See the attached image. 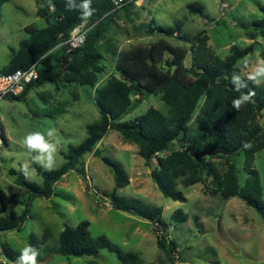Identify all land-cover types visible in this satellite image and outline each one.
<instances>
[{
	"label": "rangeland",
	"instance_id": "374dc122",
	"mask_svg": "<svg viewBox=\"0 0 264 264\" xmlns=\"http://www.w3.org/2000/svg\"><path fill=\"white\" fill-rule=\"evenodd\" d=\"M39 1L42 0H7L0 7V75L13 58L11 49L18 50L19 44L29 37L26 26L46 27L45 20L37 15ZM193 4L201 5L203 13L191 12L188 6ZM262 7L264 0H133L132 4L117 12L105 42L99 44L103 58L98 67L104 71L98 76L96 87L62 83L56 89L54 85L47 84L31 90L25 100L3 99L0 102V210L4 209L5 216L20 215L28 199L24 189L17 186L16 176L10 175V170L25 173L24 166L27 165L26 179L42 185L43 178L37 169L49 171L60 168L65 162L63 154L70 146L81 144L87 137V126L99 120L96 90L106 84L112 76L108 77L110 72L119 76L116 70L118 56L131 50L130 46L123 44V39L127 38L119 19L131 18L135 39L141 41L138 45L164 41L179 48L174 58L185 67L191 66L189 46L177 37L157 32L148 34L147 29L170 28L179 24L180 37L188 40L204 31L210 38L209 47L222 59L230 55L232 47L242 49L253 45L254 51L245 58L250 66L242 71L248 77L257 61L264 59V38L253 27L254 21L264 18ZM149 35L152 38L148 40ZM60 55V51H55L43 57L38 70L57 69L55 58ZM168 56L170 53H165L162 61L170 59ZM67 65L66 62L65 68ZM158 66L165 69L161 64ZM260 83L264 84V81ZM161 97V92L144 95L143 102L129 110L121 121L141 116L150 108L169 117L170 107ZM261 124L264 126V113ZM190 126H195L194 119ZM48 128L55 129L52 142L57 145L52 169L34 161V153H30L20 142L29 132ZM2 131L8 140L6 144L1 138ZM96 148L100 156L121 162L130 176V184L118 191L120 195L163 208L162 219L167 225L164 234L169 241L176 242L179 258L173 263L166 258L158 247L159 236L149 220L111 206L104 193L114 189V173L99 155L93 153L81 158L80 167L85 171L84 176L71 171L56 184L55 197L32 201L29 218L22 229L0 233V245L22 251L30 245L31 236L35 235L43 240L42 260L47 261L39 264H88L90 261L123 264L108 250H102L98 257L81 258L55 252L59 236L66 226L74 228L88 221L92 237L105 236L121 250L138 254L141 264H264V220L240 198H223L215 191L211 180L204 176L202 183L188 188L179 182L178 188L185 194L187 202L173 201L163 196L151 177L158 161L153 159L146 164L138 154V148L124 143L118 132H109ZM174 149H180V146L176 143ZM213 161L221 167L223 160ZM235 162L243 186L248 177L244 168L245 155L240 153ZM254 168L260 174L264 201V150L255 156ZM178 210L188 216L182 224L172 222L171 216ZM0 264L15 263L0 256Z\"/></svg>",
	"mask_w": 264,
	"mask_h": 264
},
{
	"label": "trees",
	"instance_id": "16d2710c",
	"mask_svg": "<svg viewBox=\"0 0 264 264\" xmlns=\"http://www.w3.org/2000/svg\"><path fill=\"white\" fill-rule=\"evenodd\" d=\"M5 2L7 0H0V7ZM68 3L69 0L39 1L37 15L45 20L46 27L38 29L33 25L26 26L25 31L29 37L19 44L18 50L11 49L13 58L1 73L25 70L34 64L39 66L45 53L60 51V57L55 58L57 69L39 70L38 79L27 85L21 95L7 96L5 99L25 100L31 90L47 84L54 85L56 89L62 83L96 87L98 76L104 71L98 67L103 58L99 44L104 43L118 11H113L112 0H92L95 12L84 20L81 18V10L69 9ZM132 3L131 1L129 4ZM188 8L191 12L203 13L201 5L193 4ZM262 12L264 13V7ZM83 23H86L88 29L84 45L72 53H67L62 43ZM253 27L264 38V18L254 21ZM180 30V25L176 24L170 28H149L147 32L177 37L187 44L191 57L190 67L175 60L174 55L177 57L179 48L168 42L158 41L146 46L131 47L129 52L118 56L116 70L119 76L111 74L106 84L96 90L95 103L100 118L87 126V137L81 144L70 146L68 152L63 154L64 164L49 171L38 168V174L43 178L42 185L28 181L23 172L10 170V175L16 176L17 186L24 189L28 199L20 215L5 216L4 209L0 210V233L20 231L29 218L31 202L38 198L55 197L56 184L69 172L76 171L84 176L85 171L80 167L81 158L93 153L99 155L101 161L114 173L115 187L111 192L104 193L111 206L149 220L154 225V231L162 233L157 237L158 247L171 263L175 262L179 258L178 248L176 242L169 241L164 234L167 225L162 219L163 208L119 194L120 189L130 184V176L121 162L100 156L99 149L96 148L109 132H118L124 143L135 145L146 164L153 159L158 161L151 177L164 197L186 203L185 194L178 188L179 182L188 188L202 183L206 176L223 198H240L264 220L261 178L258 170L254 168L255 156L264 150V126L261 124L264 113V84H257L242 74L250 65L245 58L254 51V46L249 45L242 49L232 47L230 55L222 59L209 47L210 38L204 31L188 40L180 37ZM167 52L170 53V59L162 61ZM65 58L68 65L63 69ZM160 64L165 69L158 66ZM233 73L240 75L241 83H247L248 87L236 91L231 83ZM159 92L162 93V100L170 107L169 117L150 108L141 116L121 121L129 110L137 108L143 102L144 95ZM248 92L253 93L251 100L242 104L239 109L234 108L232 100ZM193 119L195 126L191 127ZM1 138L6 144L8 140L4 131L1 132ZM176 143L180 149H174ZM246 144L248 147H245ZM192 145L197 155L215 149H226L230 155L196 159L187 152ZM168 151L170 153L165 154ZM240 153L245 155L244 168L248 175L243 186L240 184L235 162V157ZM214 159L223 160L221 167L217 166ZM171 218L173 223L182 224L187 221L188 216L178 210ZM89 227L88 221H83L74 228L66 226L59 236L55 252L66 257L81 258L98 257L102 250H108L123 264H141L138 254L121 250L105 236L92 237ZM30 245L40 251L37 259L42 260L43 240L32 235ZM0 248V256L16 264L21 251L6 245H0ZM88 264L97 263L90 261Z\"/></svg>",
	"mask_w": 264,
	"mask_h": 264
},
{
	"label": "clouds",
	"instance_id": "9594fccd",
	"mask_svg": "<svg viewBox=\"0 0 264 264\" xmlns=\"http://www.w3.org/2000/svg\"><path fill=\"white\" fill-rule=\"evenodd\" d=\"M69 9L78 8L81 10V18L87 20L90 18L95 9L92 7V0H69L68 3ZM51 51V50H50ZM48 53H45L47 56ZM242 77L235 73L231 76V83L233 84L236 91H240L242 88H247V83H241ZM248 79L254 80L257 84L264 81V59L257 61V65L253 72L248 76ZM253 93H242L239 97L232 100V106L236 109H239L242 104L247 103L251 100ZM55 135V129L48 128L46 130L40 131H31L26 134L22 139L21 143L26 147L30 153H34L32 159L39 162L43 167L47 169H52L55 165V155L57 152L56 143L52 142V138ZM245 147H248L246 144ZM25 175L28 174L27 165L24 166ZM38 256H40V251L31 246H25L18 259L16 264H38Z\"/></svg>",
	"mask_w": 264,
	"mask_h": 264
},
{
	"label": "built area",
	"instance_id": "2783aa9c",
	"mask_svg": "<svg viewBox=\"0 0 264 264\" xmlns=\"http://www.w3.org/2000/svg\"><path fill=\"white\" fill-rule=\"evenodd\" d=\"M133 2V0H131ZM131 1L126 0H112L114 4L113 11H119L128 5ZM137 1V0H135ZM88 29L86 23L76 27L71 33L70 37L62 43L66 48L67 53L80 49L86 40ZM38 64L32 65L28 69H18L10 74L0 75V102L7 96H19L24 91L27 85L36 81L39 77ZM160 155V154H158ZM161 236V232H157Z\"/></svg>",
	"mask_w": 264,
	"mask_h": 264
},
{
	"label": "crops",
	"instance_id": "0c3cea01",
	"mask_svg": "<svg viewBox=\"0 0 264 264\" xmlns=\"http://www.w3.org/2000/svg\"><path fill=\"white\" fill-rule=\"evenodd\" d=\"M119 24H121V27H123V28H125V32H124V34H126V37L125 38H127L126 40H124L123 39V44L124 45H127V46H130V47H134V46H136V44L138 45L139 44V42H141V41H137L136 39H135V36H134V25H133V23H132V21H131V18H128V17H126V19L124 20L123 18L122 19H119ZM140 35V34H139ZM147 36V35H146ZM152 35H149L148 37H147V39L149 40V39H151L152 37H151ZM139 37H141V35L139 36ZM104 42H105V40H104ZM147 42V41H146ZM154 42H152L151 41V43H147V45H150V44H153ZM144 46H146V44L144 45ZM168 57H171V56H168ZM250 66V65H249ZM111 74H114V72H110V75ZM109 75V74H108ZM109 75V76H110ZM115 75V74H114ZM108 76V77H109Z\"/></svg>",
	"mask_w": 264,
	"mask_h": 264
},
{
	"label": "water",
	"instance_id": "95a60500",
	"mask_svg": "<svg viewBox=\"0 0 264 264\" xmlns=\"http://www.w3.org/2000/svg\"><path fill=\"white\" fill-rule=\"evenodd\" d=\"M66 62H67V59L65 58L63 60V65H62L63 69H65ZM187 152H189L191 154V156L193 158H196V159H200V158L205 157V156L214 157L217 155H226V156L230 155V153L226 149H215V150H212L210 152L204 153L202 155H197L195 152L194 145H192L190 148H188ZM39 263H47V261L46 260L38 261V264Z\"/></svg>",
	"mask_w": 264,
	"mask_h": 264
}]
</instances>
